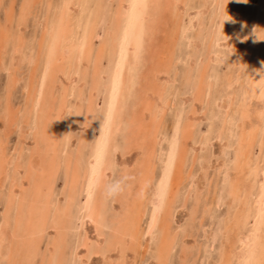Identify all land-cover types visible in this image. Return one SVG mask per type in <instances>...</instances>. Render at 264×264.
<instances>
[{"label": "rangeland", "instance_id": "1", "mask_svg": "<svg viewBox=\"0 0 264 264\" xmlns=\"http://www.w3.org/2000/svg\"><path fill=\"white\" fill-rule=\"evenodd\" d=\"M26 1L30 3L25 4ZM32 1L0 0V66L2 65L0 67V164L2 165H0V175L3 176H0V245L2 244L1 225L4 222H7L14 232L13 248L7 257L0 253V260L2 259L0 264H10V261L12 264H29V262L30 264H218L225 242L229 240L226 231H231L238 205L237 202H229V186L224 179L228 178V173L235 167L234 149L238 142L240 125L244 120L242 113L244 112L243 114L248 117L252 116L248 113L250 112L248 109L256 101L259 112L262 110V113L260 112L262 127L261 123L254 124V133L256 134L258 125L260 128L257 129L260 132H257L259 135L256 134L253 145V153L256 154L253 155L255 158L259 154L264 155V149L262 153L261 147L264 141V71L258 72V69L264 68V63L261 64L264 62V40L261 41L264 39V32H261V29L264 31V21L260 14L264 11V0H247L246 3L242 0H149L148 6L151 8L152 16L144 25L147 30L142 35L143 43L139 56H135L130 50L131 53H127L126 63L122 69L116 105L108 126L103 163V167L108 170L103 176L105 181L113 174L128 175L132 179L128 182L124 193L111 199L106 198L97 185L89 209L84 208L86 182L92 166L91 159L98 148L100 133L105 122L110 81L115 68L119 32L117 24L120 20L122 0H81L82 4L80 0ZM28 6L31 7L29 11ZM70 10L72 15L69 14ZM61 17L67 22L64 26H69V29L65 27V33L70 39L66 40L64 37L59 39V42L56 41V44H51L48 41L51 36L49 37L48 33L45 35V32L52 24L57 28L63 22ZM58 18H61L62 22ZM45 24H49V27L47 28ZM179 27L187 30L185 36L182 31L178 32ZM231 38L236 39L234 44ZM82 44L83 47L80 48ZM244 44H246L244 55L238 56L236 51ZM59 45L61 47L58 48ZM68 49H70L69 55H65ZM218 53L219 56H216L215 54ZM29 58L30 61L32 59L31 62ZM18 59H20L19 65ZM257 62L260 65L255 66ZM254 74L256 77L253 76ZM243 75L248 76V83L244 80L247 77ZM230 80L235 84H231L233 81ZM257 82L261 84L257 85ZM147 86L152 88L148 89ZM154 86L158 87L157 93ZM253 86H256V90ZM237 87H240V91ZM235 90L238 95L234 93ZM141 93L145 95L147 103ZM228 115L232 118L229 119ZM86 117L90 118L89 121ZM157 125L161 126L160 129ZM229 126L231 127L227 128ZM223 139L230 146H224ZM174 140L191 144H188L190 147L184 148L186 152L183 156L184 164L180 157L182 162L180 164L183 166L179 164L176 168L177 175L172 186L174 199L171 204L166 203V207L164 205L158 226L152 229L151 219L154 217L155 205L152 201V192L149 191L152 190L151 187L158 188L160 185L168 156L176 143ZM110 147L113 149L111 153H109ZM35 161L41 165V170L33 166ZM208 163L210 167L207 166ZM204 164L206 167H203ZM204 169L207 173L203 171ZM199 184L198 189L196 185ZM43 188L45 192L42 191ZM188 195H191L190 198L187 197ZM17 196L19 198H16ZM13 202L16 204H12ZM170 205L175 207L172 208ZM39 209L43 210L41 214ZM167 213L168 215H165ZM253 218L254 216H251L250 221H245L244 233L248 234L252 231ZM30 219L34 220L31 222ZM263 222L264 219L260 221L262 229H264ZM149 223L152 225L150 226ZM163 223L168 225L162 227ZM241 244L239 241L237 248H240ZM258 246L254 251L253 264L262 256L263 248ZM236 259L234 258L232 264L240 263L239 259Z\"/></svg>", "mask_w": 264, "mask_h": 264}, {"label": "bare ground", "instance_id": "2", "mask_svg": "<svg viewBox=\"0 0 264 264\" xmlns=\"http://www.w3.org/2000/svg\"><path fill=\"white\" fill-rule=\"evenodd\" d=\"M29 1V0H28ZM34 1V0H33ZM32 1V2H33ZM39 1V0H38ZM42 1V0H41ZM41 1H39V2H41ZM44 1H46V0H44ZM51 1V0H50ZM55 1V0H54ZM75 1V0H74ZM79 1V0H78ZM223 1H225V0H223ZM228 1V0H227ZM31 2V3H32ZM58 1H56V3H57ZM62 2V1H61ZM77 2V1H76ZM80 2H81V0H80ZM178 2V1H177ZM28 3H30V2H28ZM27 3V1L25 2V4H28ZM45 3H47V2H45ZM44 3V4H45ZM55 3V4H56ZM72 3H74V2H72ZM180 3V2H179ZM190 3V2H189ZM35 4H36V2H35ZM37 4H38V2H37ZM40 4V3H39ZM60 4V3H59ZM63 4V3H62ZM61 4V5H62ZM68 4H70V3H68ZM81 4H82V2H81ZM163 4V3H162ZM161 4V5H162ZM34 5V4H33ZM33 5H31V6H33ZM72 5V4H71ZM77 5V4H76ZM149 0H122L121 1V8H120V12H119V15H120V20H119V24H117V26L119 25V32L117 33L118 34V44H117V48H116V55H115V65H114V69H113V76H112V81H110L111 82V85H110V92H109V101H108V103H107V109H106V113H105V122L103 123L104 125H103V128H102V133H100L101 134V138H100V142H99V144L97 145L98 146V148L96 149V151H95V153H94V155H93V157H92V159H91V164H92V166H91V169H90V171H89V173H88V177H87V182H86V194H85V207L84 208H86V209H89L90 207H91V203H92V199H93V195H94V192H95V189H96V187H97V185H98V183H99V180H100V177L102 176H104V175H106L107 173H108V170L106 169V168H104L103 167V163L105 162L104 160V156H105V147H106V141H107V131H108V126H109V124H110V122H111V116H112V114H113V108H115L114 106L116 105L115 103H116V99H117V94H118V90H119V86H120V81H121V78H122V69H123V66H124V64L126 63L125 61H126V56H127V53L128 52H130V50L131 51H133V53L135 54V56H139V53H140V50H141V48H142V43H143V34L145 33V30H147V29H145L144 28V25H145V23L149 20V18L152 16V12H151V8H149ZM27 6V5H26ZM54 5H52V7H53ZM64 6V5H63ZM73 6V5H72ZM85 6H87V5H85ZM90 6V5H89ZM88 6V7H89ZM116 6V5H115ZM117 6H118V9H119V5L117 4ZM117 6H116V8H117ZM29 7L30 6H28V11H29ZM51 7V6H50ZM59 7V6H58ZM68 7V6H67ZM24 8H25V6H24ZM31 8V7H30ZM66 8V7H65ZM72 8V7H71ZM76 8H78V7H76ZM83 9H84V7H82ZM166 8V7H165ZM179 8V7H178ZM244 8V7H243ZM32 9H33V7H32ZM180 9V8H179ZM228 9V8H227ZM50 10H51V8H50ZM50 10H48V11H50ZM53 10V9H52ZM69 10V9H68ZM75 10V9H74ZM87 10V9H86ZM86 10H84V11H86ZM88 10H89V8H88ZM181 10V9H180ZM26 11V10H25ZM61 11V10H60ZM65 11V10H64ZM79 11H81V10H79ZM115 11V10H114ZM177 11V10H176ZM175 11V12H176ZM179 11V10H178ZM206 12H207V10H205ZM219 11V10H218ZM226 11V10H225ZM235 11V10H234ZM27 12V11H26ZM53 12V11H52ZM55 12V11H54ZM59 12V11H58ZM116 12V11H115ZM29 13H32V12H29ZM66 13H67V11H66ZM87 13V12H86ZM180 13V12H179ZM241 13V12H240ZM245 13V12H244ZM69 14H71V10H70V13ZM77 14V13H76ZM225 14V13H224ZM260 14H261V19H262V21H264V11L263 12H260ZM25 15V14H24ZM23 15V16H24ZM30 15V14H29ZM47 15H48V13H47ZM52 15V14H51ZM50 15V16H51ZM60 15V14H59ZM67 15V14H66ZM72 15V14H71ZM115 15V14H114ZM157 15V14H156ZM190 15H192V14H190ZM228 15V14H227ZM234 15V14H233ZM46 16V15H45ZM54 16V15H53ZM74 16V15H73ZM76 16V15H75ZM74 16V17H75ZM99 16V15H98ZM116 16V15H115ZM172 16V15H171ZM25 18H26V16H24ZM56 17H57V15H56ZM55 17V18H56ZM63 17V16H62ZM61 17V18H62ZM66 17V16H65ZM78 17H80V16H78ZM173 17V16H172ZM199 17V16H198ZM10 18V17H9ZM54 18V19H55ZM61 18H58V19H60L61 20ZM88 18V17H87ZM86 18V19H87ZM97 18V17H96ZM114 18V17H113ZM191 18V17H190ZM236 18H238V17H236ZM46 19V18H45ZM44 19V20H45ZM54 19H53V21H54ZM63 19V18H62ZM80 19V18H79ZM118 18H116V20H117ZM172 19V18H171ZM25 20V19H24ZM52 20V19H51ZM75 20V19H74ZM241 19L239 18V20L238 21H240ZM43 21V20H42ZM73 21V20H72ZM77 21V20H76ZM95 21V20H94ZM118 21V20H117ZM45 22V21H44ZM49 22V21H48ZM54 22H56V21H54ZM58 22V21H57ZM61 22H62V20H61ZM152 22V21H151ZM178 22H179V20H178ZM60 23V22H59ZM65 23H67L64 19H63V22L60 24L61 25V27L59 28V26L56 28V26L54 27L53 25H55V24H52V26H50L49 27V24H45L46 25V27L48 28L47 29V31L45 32V35L48 33V35H49V37L51 36V38H50V40H48L49 42H51V44L53 43V44H56V41H58L59 42V39H61V38H64L65 37V39L66 40H69L70 39V36L67 34V33H65V27L66 26H64V24ZM77 23V22H76ZM112 23V22H111ZM110 23V24H111ZM157 23V22H156ZM88 24V23H87ZM114 24V23H113ZM165 24V23H164ZM179 24V23H178ZM181 24V23H180ZM264 24V23H263ZM89 25V24H88ZM170 25V24H169ZM209 25H210V23H209ZM241 25V24H240ZM255 25V24H254ZM42 26H43V24H42ZM78 26V25H77ZM80 26V25H79ZM111 26H112V24H111ZM201 26V25H200ZM214 26V25H213ZM218 26V25H217ZM45 27V28H46ZM69 27V26H68ZM68 27H66V28H68ZM76 27V26H75ZM82 27V26H81ZM158 27V26H157ZM172 27V29H173V26H171ZM177 27V26H176ZM181 27V26H180ZM180 27L177 29L178 30V32L179 33H181V31L183 32V33H185L183 36H185L186 35V32H187V30L186 29H184V28H181L180 29ZM202 27V26H201ZM212 27V26H211ZM263 27V26H262ZM110 28V27H109ZM118 28V27H117ZM186 28V27H185ZM42 29H43V27H42ZM69 29V28H68ZM152 29V28H151ZM159 29V28H158ZM171 29V30H172ZM176 29V28H175ZM233 29V28H232ZM261 28L259 27V30H260ZM44 30V29H43ZM117 30V29H116ZM150 30V29H149ZM154 30V29H153ZM170 30V31H171ZM45 31V30H44ZM64 31V32H63ZM90 31V30H89ZM111 31V30H110ZM169 31V30H168ZM6 32V31H5ZM113 32V31H112ZM221 32H222V30H221ZM256 32H259V31H256ZM261 32H264V31H262V29H261ZM72 33V32H71ZM134 33H135V37L133 38V36H134ZM151 33V32H150ZM44 34V33H43ZM84 34V33H83ZM116 34V35H117ZM147 34V33H146ZM145 34V35H146ZM169 34V33H168ZM261 34V33H260ZM81 35V34H80ZM90 35V34H89ZM149 35V34H148ZM177 35V34H176ZM176 35H174V36H176ZM204 35V34H203ZM227 36H228V34H226ZM234 35V34H233ZM262 35V34H261ZM260 35V36H261ZM4 36V35H3ZM40 36V35H39ZM75 36V35H74ZM72 37V36H71ZM87 37V36H86ZM109 37V36H108ZM150 37V36H149ZM233 37V36H232ZM239 37V36H238ZM237 37V38H238ZM251 37V36H250ZM255 37V36H254ZM262 37V36H261ZM264 37V36H263ZM47 38V36L45 37V39ZM114 38V40H115V37H113ZM117 38V37H116ZM219 38V37H218ZM225 38V37H224ZM228 38V37H227ZM226 38V39H227ZM260 38V37H259ZM40 39V38H39ZM42 39H43V37H42ZM49 39V38H48ZM172 39H173V37H172ZM171 39V40H172ZM188 39V38H187ZM232 40V42H233V44H234V41H236V39L235 38H231ZM239 39V38H238ZM258 39V38H257ZM25 40V39H24ZM63 40V39H62ZM75 40V39H74ZM85 40H88V39H85ZM112 40V39H111ZM177 40V39H176ZM215 40V39H214ZM228 40V39H227ZM230 40V39H229ZM241 40H244V39H241ZM256 40V39H255ZM26 41V40H25ZM39 41V40H38ZM43 41V40H42ZM250 41V40H249ZM261 41H263V40H261ZM0 42H1V40H0ZM45 42H47V41H45ZM44 42V43H45ZM113 42V41H112ZM228 42V41H227ZM241 42V41H240ZM256 42V41H255ZM21 43V42H20ZM39 43V42H38ZM37 43V44H38ZM60 43H61V41H60ZM63 43V42H62ZM78 43V42H77ZM167 43V42H166ZM191 43H192V41H191ZM217 43V42H216ZM220 43V42H219ZM223 43V42H222ZM229 43V42H228ZM227 43V44H228ZM244 43H246V40L244 41ZM253 43H254V41H253ZM264 43V42H263ZM1 44V43H0ZM70 44V43H69ZM86 44V43H85ZM84 44V45H85ZM221 44V43H220ZM232 44V45H233ZM250 44V43H249ZM259 44V43H258ZM23 45V44H22ZM44 45V44H43ZM108 45V44H107ZM206 45V44H205ZM223 45V44H222ZM221 45V46H222ZM229 45V44H228ZM230 45H231V43H230ZM229 45V46H230ZM246 44H244L243 46L241 45L239 48H238V50L236 51L237 52V54H239L238 56H242L243 57V55H244V51H245V48H246V46H245ZM255 45V44H254ZM261 45H263V44H261ZM24 46V45H23ZM36 46V45H35ZM45 46H46V43H45ZM48 46V45H47ZM46 46V47H47ZM66 46H67V44H66ZM69 46V45H68ZM76 46H77V44H76ZM116 46V45H115ZM218 46V45H217ZM220 46V45H219ZM2 47V46H1ZM38 47H39V45H38ZM54 47H55V45H54ZM58 48L59 47H61L60 45L59 46H57ZM81 47H83V44L82 45H80V48ZM260 47H262V46H260ZM3 48V47H2ZM5 48V47H4ZM19 48V47H18ZM17 48V49H18ZM79 48V49H80ZM168 48V47H167ZM20 49H21V47H20ZM20 49H18L19 51H20ZM44 49V48H43ZM42 49V50H43ZM47 49V48H46ZM78 49V50H79ZM91 49V48H90ZM100 49H101V47H100ZM170 49H171V47H170ZM260 49V48H259ZM1 50V49H0ZM15 50V49H14ZM30 50H31V48H30ZM34 50V49H33ZM82 50V49H81ZM197 50V49H196ZM39 51H41V49L39 50ZM45 51V50H44ZM67 52H65V55H69V53H68V51H70V49H68V50H66ZM108 51V50H107ZM168 51V50H167ZM170 51V50H169ZM216 52H217V50H215ZM1 52V51H0ZM16 52H17V50H16ZM48 52V51H47ZM81 52V51H80ZM213 52V51H212ZM2 53H3V51H2ZM37 53V52H36ZM108 53V52H107ZM131 53V52H130ZM215 53V52H214ZM32 54V53H31ZM39 54V53H38ZM102 54H104L103 52H102ZM129 54V53H128ZM175 54V53H174ZM211 54V53H210ZM213 54V53H212ZM237 54L235 55V56H237ZM246 54V53H245ZM258 54H259V52H258ZM260 54H262L261 52H260ZM1 55V54H0ZM33 55V54H32ZM31 55V56H32ZM42 55V54H41ZM98 55V54H97ZM216 56H219V53H218V55L217 54H215ZM254 55H256V54H254ZM14 56H15V54H14ZM14 56H12L13 58H14ZM36 56V58L35 59H37V55H35ZM49 56V55H48ZM63 56V55H62ZM61 56V57H62ZM199 56V55H198ZM214 56V55H213ZM246 56V55H245ZM262 56V55H261ZM261 56H259V57H261ZM263 56H264V54H263ZM17 57V56H16ZM20 57V56H19ZM132 57V56H131ZM173 57V56H172ZM23 58V57H22ZM39 58H41V57H39ZM210 58V57H209ZM222 58V57H221ZM249 58V57H248ZM253 58V57H252ZM257 58H258V55H257ZM12 59V58H11ZM99 59V58H98ZM173 59V58H172ZM191 59V58H190ZM200 59V58H199ZM215 59V58H214ZM237 59V58H236ZM240 59H241V57H240ZM20 59H18V62H17V64L20 62L19 61ZM34 60V59H33ZM42 60H44V59H42ZM41 60V61H42ZM97 60V59H96ZM129 60V59H128ZM177 60V59H176ZM193 60V59H192ZM201 60V59H200ZM199 60V61H200ZM211 60V59H210ZM209 60V61H210ZM242 60V59H241ZM252 60H254V59H252ZM12 61H14V59H12ZM29 61H30V58H29ZM31 61H32V59H31ZM30 61V62H31ZM35 61V60H34ZM93 61V60H92ZM99 61V60H98ZM130 61V60H129ZM198 61V60H197ZM202 61V60H201ZM200 61V62H201ZM213 61V60H212ZM258 61V60H257ZM16 62V61H15ZM38 62H39V60H38ZM45 62V61H44ZM94 62V61H93ZM241 62V61H240ZM256 62V61H255ZM259 62H261V61H259ZM259 62H257L258 64L257 65H255V66H258V65H260L259 64ZM33 63V62H32ZM40 63V62H39ZM97 63V62H96ZM95 63V64H96ZM196 63V62H195ZM239 63V62H238ZM248 63V62H247ZM253 63H254V61H253ZM262 63H264V62H261V64ZM20 64V63H19ZM18 64V65H19ZM38 64V63H37ZM42 64H44V63H42ZM164 64V63H163ZM256 64V63H255ZM82 65H83V63H82ZM81 65V66H82ZM202 65V64H201ZM242 65H243V63H242ZM245 65V64H244ZM250 65L252 66V64L250 63ZM37 66V65H36ZM77 66H78V64H77ZM195 66V65H194ZM193 66V67H194ZM253 66H254V64H253ZM262 66V65H261ZM0 67H2V65L0 66ZM32 67V66H31ZM41 67V66H40ZM29 68V67H28ZM203 68V67H202ZM252 68V67H251ZM256 68V67H255ZM30 70H31V68H29ZM46 69V68H45ZM244 69V68H243ZM253 69V68H252ZM261 69V68H260ZM260 69H258V72L260 71V73H262L261 71H264V68H262L261 70ZM61 70V69H60ZM251 70V69H250ZM46 71V70H45ZM80 71V70H79ZM124 71V70H123ZM137 71V70H136ZM240 71V70H239ZM242 72H245L244 70H241ZM81 72V71H80ZM202 72V71H201ZM250 72V71H249ZM256 72V71H255ZM247 73V72H246ZM99 74H101V73H99ZM195 74V73H194ZM245 74V73H244ZM250 74V73H249ZM251 74H252V72H251ZM40 75H41V73H40ZM82 75V74H81ZM159 75V74H158ZM237 75V74H236ZM259 75V77H260V74H258ZM263 75V74H262ZM13 76V75H12ZM201 76V75H200ZM231 76V75H230ZM239 76V75H238ZM244 76V75H243ZM246 76V75H245ZM244 76V77H245ZM254 77H256L255 76V74L253 75ZM15 77V76H14ZM13 77V78H14ZM35 77V76H34ZM194 77H195V75H194ZM206 77V76H205ZM242 77V76H241ZM247 78L246 79H244V80H247L248 79V76H246ZM263 77V76H262ZM33 78V77H32ZM29 79V78H28ZM42 79V78H41ZM40 79V80H41ZM82 79V78H81ZM235 78H233V80H234ZM260 80H261V78H259ZM11 80H12V78H11ZM54 80V79H53ZM59 80V79H58ZM111 80V79H110ZM137 80V79H136ZM194 80V79H193ZM198 80V79H197ZM233 80H230V81H233ZM238 80V79H237ZM244 80H243V82H244ZM263 80V79H262ZM261 80V81H262ZM42 81V80H41ZM46 81V80H45ZM55 81V80H54ZM260 81V82H261ZM264 81V80H263ZM10 82H12V81H10ZM30 82H32V81H30ZM29 82V83H30ZM238 82V81H237ZM240 82V81H239ZM249 81L247 80V83H248ZM40 83V82H39ZM44 83V82H43ZM59 83V82H58ZM231 83V82H230ZM256 83V82H255ZM61 84V83H60ZM64 84V83H63ZM135 84V83H134ZM203 86H205V83L203 82ZM210 84V83H209ZM231 84H235V82L233 81V83H231ZM242 84V83H241ZM258 84H261V83H258L257 82V85ZM36 85V84H35ZM53 85V84H52ZM65 85H67V84H65ZM239 85H240V83H239ZM245 85H246V81H245ZM9 86V85H8ZM39 86V85H38ZM46 86V85H45ZM48 86V85H47ZM77 86V85H76ZM211 86H212V84H211ZM31 87V86H30ZM35 87V86H34ZM49 87H51V85L49 86ZM197 87V86H196ZM246 87V86H245ZM248 87V86H247ZM254 88L256 87V86H253ZM28 88V87H27ZM36 88V87H35ZM39 88V87H38ZM66 88H68V87H66ZM146 88H148V86L146 87ZM150 88H152V86H150ZM150 88H148V89H150ZM154 88H155V86H154ZM156 88H158V87H156ZM155 88V93H157V89ZM238 88V87H237ZM240 88V87H239ZM238 88V89H239ZM249 88H250V86H249ZM254 88L252 89V90H254ZM258 88V87H257ZM47 89V88H46ZM75 89V88H74ZM198 89V88H197ZM202 89V88H201ZM205 89H206V87H205ZM208 90H209V88H207ZM72 90V89H71ZM160 90L161 89H159V92H160ZM194 90H196V89H194ZM198 90H200V89H198ZM242 90V89H241ZM255 90H256V88H255ZM10 91H11V89H10ZM34 91V90H33ZM74 91V90H73ZM78 91V90H77ZM77 91H75V92H77ZM151 91V90H150ZM150 91H148L149 92V94H151L152 95V93H153V90H152V93H150ZM202 91V90H201ZM201 91H199V92H201ZM205 91V90H204ZM239 91H240V89H239ZM250 91V90H249ZM12 92V91H11ZM29 92V91H28ZM71 92V91H70ZM123 92V91H122ZM144 92V91H143ZM162 92V91H161ZM243 92V91H242ZM252 92V91H251ZM42 93H43V90H42ZM63 93V92H62ZM72 93V92H71ZM71 93H70V95H71ZM93 93V92H92ZM196 93V92H195ZM210 93V92H209ZM233 93V92H232ZM234 93H236V90H235V92ZM244 93H246V92H244ZM255 93V92H254ZM253 93V94H254ZM28 94V93H27ZM37 94V93H36ZM65 94V93H64ZM141 94H143V93H141ZM147 94V93H146ZM237 94V93H236ZM247 94H248V92H247ZM250 94V93H249ZM256 94V93H255ZM254 94V95H255ZM44 95V94H43ZM82 95V94H81ZM93 95V94H92ZM144 95V94H143ZM156 95V94H155ZM158 95V94H157ZM195 95V94H194ZM204 95V94H203ZM238 95V94H237ZM242 95V94H241ZM244 95V94H243ZM258 95H260V94H258ZM258 95H256L257 97H258ZM262 95V94H261ZM260 95V96H261ZM28 97H30L29 95H27ZM45 96V95H44ZM141 96V95H140ZM180 96V95H179ZM187 96L188 97H190L188 94H187ZM197 96V95H196ZM231 96H232V94H231ZM234 96V95H233ZM253 96V95H252ZM255 96V97H256ZM259 96V97H260ZM38 96H36V98H37ZM80 97V96H79ZM149 97V96H148ZM181 97V96H180ZM183 97V96H182ZM194 97V96H193ZM198 97V96H197ZM235 97V96H234ZM237 97V96H236ZM241 97V96H240ZM244 97V96H243ZM248 97H249V95H248ZM256 97V98H257ZM258 97V98H259ZM147 98V97H146ZM155 98H157V97H155ZM166 98V97H165ZM191 98V97H190ZM200 98V97H199ZM60 99V98H59ZM84 99V98H83ZM87 99V98H86ZM90 99H91V97H90ZM142 99V98H141ZM193 99V98H192ZM197 99V98H196ZM242 99V98H241ZM8 100V99H7ZM144 100H145V95H144ZM171 100V99H170ZM202 100V99H201ZM230 100H232L231 98H230ZM235 100V99H234ZM252 100V99H251ZM250 100V101H251ZM260 100V99H259ZM262 100V99H261ZM264 100V99H263ZM9 101V100H8ZM30 101V99L28 100V102ZM58 101V100H57ZM61 101H64V100H61ZM85 101V100H84ZM88 101V100H87ZM143 101V100H142ZM146 101V100H145ZM148 101V100H147ZM147 101H146V103H147ZM153 101H155V100H153ZM159 102H160V100H158ZM242 101V100H241ZM255 101V100H254ZM38 102V101H37ZM66 102V101H65ZM141 102V101H140ZM164 102V101H163ZM188 102V101H187ZM227 102V101H226ZM232 102V101H231ZM246 103L248 102L247 101V99H246V101H245ZM244 101H243V103H245ZM257 102V101H256ZM255 102V104L253 103V105H251L252 107H250V109H248V110H250V112H248V113H250L252 116H249L248 117V115H246L245 116V114H243L242 113V115H244V120H243V123H242V125H240V132L237 134L238 136H239V138H238V142H237V144L235 145V151H236V157H235V167H234V169H233V171H230L229 173H228V175H227V179L225 180L224 179V181L226 182L227 181V183H228V186H229V193H230V203H238V205H237V211L235 212V221H234V223H233V225L231 226V231L229 230V231H226L227 232V239L229 238V240H227L226 242H225V247H224V249L222 250L223 251V253H222V256H220L221 258H220V262L218 263V264H232V262H233V260H234V258H237V259H239V261H240V263L239 264H253V255H254V251H255V249H256V247L258 246V245H260V246H262V253H261V258H259V260H257V263H255V264H264V229H262V228H260V221L262 220V219H264V155L263 154H259V156L257 157V158H255V156L253 155L254 153H253V145H254V142H255V139H256V134H258L259 132H258V127L260 128V126L258 125V127L256 128V130H257V132H256V134L254 133L255 131V129H254V124L257 122V123H261V118H262V116L260 117V112L262 111H260L259 112V110H258V102L256 103ZM260 102H263V101H260ZM88 103H89V101H88ZM95 103V102H94ZM155 103V102H154ZM157 103V102H156ZM234 103V102H233ZM250 103V102H249ZM36 104V103H35ZM142 104V103H141ZM8 105V104H7ZM61 105V104H60ZM63 105V104H62ZM149 105V104H148ZM161 105V104H160ZM230 105V104H229ZM240 105V104H239ZM246 105V104H245ZM67 106V105H66ZM88 106H90L91 107V105H89L88 104ZM117 106H118V104H117ZM142 106H144V105H142ZM158 107H159V105H157ZM156 106V107H157ZM198 106V105H197ZM226 106V105H225ZM241 106V105H240ZM12 107V106H11ZM25 107H26V105H25ZM105 107V106H104ZM229 107V106H228ZM242 107V106H241ZM8 107H6V109H7ZM151 108V107H150ZM161 108V107H160ZM159 108V111L161 112V109ZM226 108H227V106H226ZM246 108V107H245ZM26 109V108H25ZM66 109V108H65ZM90 109V108H89ZM146 109H147V105H146ZM153 109V108H152ZM166 109V108H165ZM8 110V109H7ZM29 110V109H28ZM144 110H145V108H144ZM149 110V109H148ZM198 110V109H197ZM227 110H229V108H227ZM232 110V109H231ZM242 110H244V109H242ZM247 110V111H248ZM14 111V110H13ZM116 111V110H115ZM141 111V110H140ZM158 111V110H157ZM159 111H158V113H159ZM237 111V110H236ZM239 111H240V109H239ZM9 112V111H8ZM28 112V111H27ZM153 112H154V110H153ZM164 112V111H163ZM169 112V111H168ZM235 112V111H234ZM238 112V111H237ZM46 113V112H45ZM62 113H64V112H62ZM86 113H87V111H86ZM162 113V112H161ZM197 113V112H196ZM236 113V112H235ZM239 113V112H238ZM237 113V114H238ZM262 113V112H261ZM7 114V113H6ZM49 114V113H48ZM137 114V113H136ZM135 114V115H136ZM192 114V113H191ZM236 114V115H237ZM240 114V113H239ZM264 114V113H263ZM11 115V114H10ZM9 115V116H10ZM12 115H14V114H12ZM152 115H154V114H152ZM156 115V114H155ZM262 115V114H261ZM28 116V115H27ZM50 116V115H49ZM86 116H88L89 117V115H86ZM235 116V115H234ZM233 116V118H235ZM240 116V115H239ZM14 117V116H13ZM29 117V116H28ZM62 117V116H61ZM88 117H86V118H88ZM157 117V116H156ZM156 117H154V119L156 118ZM195 118L197 117V116H194ZM228 117H229V115H228ZM231 118H232V116H230ZM230 117H229V119H230ZM241 118H242V116H240ZM239 117V118H240ZM10 118H11V116H10ZM24 118V117H23ZM26 118V117H25ZM90 118H92L91 117V115H90ZM90 118H88V121H89V119ZM117 118V117H116ZM146 118V117H145ZM226 118V117H225ZM225 118H224V120H225ZM263 118H264V116H263ZM32 119V118H31ZM39 119V118H38ZM43 119V118H42ZM153 119V120H154ZM18 120H19V118H18ZM27 120H28V118H27ZM161 120H162V118H161ZM208 120V119H207ZM235 120H236V118H235ZM264 120V119H263ZM9 121V120H8ZM12 121V120H11ZM46 121V120H45ZM86 122H87V120H85ZM113 121V120H112ZM143 121V120H142ZM187 121V120H186ZM189 121H191L190 119H189ZM225 121H227V120H225ZM224 121V122H225ZM232 120H229V122H231ZM7 122V121H6ZM17 122V121H16ZM30 122H31V120H30ZM193 122V121H192ZM234 122V121H233ZM238 122V121H237ZM9 123V122H8ZM116 123V122H115ZM154 123H155V121H154ZM160 123V122H159ZM188 123V122H187ZM191 123V122H190ZM227 123V122H226ZM239 123V122H238ZM237 123V124H238ZM19 124V123H18ZM161 124V123H160ZM186 124V123H185ZM228 124V123H227ZM233 124V123H232ZM10 125H12V124H10ZM24 125H25V123H24ZM112 125H114V124H112ZM141 125H143V124H141ZM194 125V124H193ZM225 125V124H224ZM231 125V124H230ZM256 125V124H255ZM8 126V125H7ZM33 126V125H32ZM34 126H36V125H34ZM145 126V125H144ZM152 126V125H151ZM158 126V125H157ZM185 126H187V124L185 125ZM189 126V125H188ZM232 126V125H231ZM231 126H229V127H227V128H230ZM234 126V125H233ZM232 126V127H233ZM10 127V126H9ZM14 127V126H13ZM16 127V126H15ZM20 127V126H19ZM25 127V126H24ZM116 127V126H115ZM159 127V126H158ZM161 127V126H160ZM160 127H159V129H160ZM190 127V126H189ZM189 127H187L188 129H189ZM261 127H262V123H261ZM17 128H18V126H17ZM22 128V127H21ZM49 128V127H48ZM129 128V127H128ZM131 128V127H130ZM226 128V127H225ZM19 129V128H18ZM37 129H39L38 127H37ZM234 129V128H233ZM21 130V129H20ZM23 130H25V129H23ZM30 130V129H29ZM116 130H117V128H116ZM137 130V129H136ZM184 130V129H183ZM28 131V130H27ZM130 131H131V129H130ZM134 131V130H133ZM157 131H158V129H157ZM188 131H190V130H188ZM30 132V131H29ZM51 132V131H50ZM185 132L187 133V129H185ZM230 132H231V130H230ZM151 133H152V131H151ZM180 133H182V132H180ZM189 133V132H188ZM191 133V132H190ZM224 133V132H223ZM23 134H25V133H23ZM26 134H27V132H26ZM157 134V133H156ZM221 134V133H220ZM229 134V133H228ZM231 134V133H230ZM182 135V134H181ZM259 135V134H258ZM35 136H36V134H35ZM44 136V135H43ZM187 136H188V134H187ZM224 136V135H223ZM49 137V136H48ZM57 137V136H56ZM55 137V138H56ZM179 137V136H178ZM230 137V136H229ZM38 138V137H37ZM36 138V139H37ZM182 138V137H181ZM180 138V139H181ZM258 138V137H257ZM50 139V138H49ZM163 139V138H162ZM179 139V140H180ZM183 139V138H182ZM181 139V140H182ZM186 139V138H185ZM185 139H184V141H185ZM226 139V138H225ZM258 139H260V138H258ZM262 139V138H261ZM56 140V139H55ZM208 140V139H207ZM57 141V140H56ZM176 143H174V146L172 147V149H171V151H170V155L168 156V161H167V163H166V166H165V168H164V171L161 173L162 174V179L160 178V185H159V187L158 188H156V187H151L152 188V190H150L149 192H152L151 193V196H152V201H153V203H154V209H153V213H154V217H153V219H151V220H153V222H152V224H150V226L152 225V229L153 228H155V226H158L157 224H158V222H159V217H160V214L162 213V211H163V209H164V205L167 203V204H171V202L173 201V197L172 196H175L174 195V192H172L173 190H172V186H173V184H175V181H174V179L176 178L175 176L177 175L175 172H176V168L178 167V165L180 164V157H182V162L183 161H185V159L183 160V156L186 154V152H185V149H186V147L188 148V146L191 144H189V143H187V142H184V141H176V140H174ZM205 142V144H206V140H204ZM228 141V140H227ZM218 142V141H217ZM34 143H35V139H34ZM53 143V142H52ZM257 143V142H256ZM36 144V143H35ZM111 144V143H110ZM189 144V145H188ZM203 144V143H202ZM235 144V143H234ZM259 144V143H258ZM39 145V144H38ZM173 145V144H172ZM204 145V144H203ZM223 145L224 146H230L229 145V143H227V142H224V139H223ZM47 146V145H46ZM108 146V145H107ZM39 147V146H38ZM55 147V146H54ZM171 147V146H170ZM190 147V146H189ZM261 147H262V153H263V149H264V141L261 143ZM47 148V147H46ZM49 148V147H48ZM51 148V147H50ZM56 148V147H55ZM185 148V149H184ZM232 148H234V147H232ZM231 148V149H232ZM4 149V148H3ZM170 149V148H169ZM191 149L194 151V149L191 147ZM224 149H227V148H224ZM44 150V149H43ZM50 150V149H49ZM151 150V149H150ZM156 150V149H155ZM196 150V149H195ZM107 151V150H106ZM148 151H149V149H148ZM218 151V150H217ZM222 151V150H221ZM43 152V151H42ZM53 152V151H52ZM51 152V153H52ZM151 152H152V150H151ZM155 152V151H154ZM257 152V151H256ZM2 153V152H1ZM50 153V154H51ZM143 153V152H142ZM169 152H167V154H168ZM189 153V152H188ZM188 153H187V155H188ZM214 153V152H213ZM235 153V152H234ZM166 154V153H165ZM256 154V153H255ZM1 155V154H0ZM3 155V154H2ZM46 155V154H45ZM48 155V154H47ZM140 155V154H139ZM191 155V154H190ZM192 155H194V153L192 154ZM191 155V156H192ZM262 155V156H261ZM6 156V155H5ZM18 156V155H17ZM190 156V157H191ZM198 156V155H197ZM226 156V155H225ZM36 157V156H35ZM35 157H34V159H35ZM133 157V156H132ZM166 157V156H165ZM23 158V157H22ZM32 158V157H31ZM38 158H39V156H38ZM139 158V157H138ZM137 158V159H138ZM155 158V157H154ZM187 158V157H186ZM194 158H198V157H194ZM2 159V158H1ZM17 159V158H16ZM6 160V159H5ZM165 160H166V158H165ZM15 161V160H14ZM28 161V160H27ZM127 161V160H126ZM149 161V160H148ZM187 162H188V160H186ZM193 161V160H192ZM8 162V161H7ZM52 162V161H51ZM134 162L135 161H133V164H134ZM138 162V161H137ZM181 162V163H182ZM223 162V161H222ZM232 162V161H231ZM4 163V162H3ZM53 163V162H52ZM131 163V162H130ZM196 163V162H195ZM201 163H203V162H201ZM9 164V163H8ZM183 164H184V162H183ZM220 164H221V161H220ZM224 164V163H223ZM1 165V164H0ZM135 165V164H134ZM137 165V164H136ZM180 165H182V164H180ZM209 165V163L207 164V166ZM218 165V164H217ZM2 166V165H1ZM33 166L35 167V168H39L40 170H41V165L38 163V162H33ZM183 166V165H182ZM185 166V165H184ZM193 166V165H192ZM220 166V165H219ZM6 167V166H5ZM164 167V166H163ZM203 167H206V164H204V166ZM208 167H210V165L208 166ZM226 167V166H225ZM223 168V167H222ZM232 168H233V166H232ZM4 169V168H3ZM2 169V170H3ZM7 169V168H6ZM179 169V168H178ZM178 169H177V171H178ZM180 169H181V167H180ZM1 170V169H0ZM29 170H31V169H29ZM148 170H150V169H148ZM207 170H208V168H207ZM222 170V169H221ZM19 171V170H18ZM20 171H22V170H20ZM19 171V172H20ZM154 171V170H153ZM183 171V170H182ZM184 171H185V169H184ZM183 171V172H184ZM190 171V170H189ZM203 171H205V169L203 170ZM202 171V172H203ZM30 172V171H29ZM179 172H181V171H179ZM192 173H193V171H191ZM206 172V171H205ZM41 173V172H40ZM44 173V172H43ZM153 173V172H152ZM207 173V172H206ZM0 174H1V172H0ZM5 175H6V172L4 173ZM35 174V173H34ZM45 174V173H44ZM154 174H155V172H154ZM204 174V173H203ZM50 175V174H49ZM178 175H180V174H178ZM194 175V174H193ZM1 176V175H0ZM8 176V175H7ZM34 176V175H33ZM43 176V175H42ZM151 176H153V175H151ZM185 176V175H184ZM226 176V175H225ZM1 177H3V176H1ZM47 177V176H46ZM148 177V176H147ZM159 177V176H158ZM186 177V176H185ZM184 177V178H185ZM194 177V176H193ZM201 177H202V179L201 180H203V176L201 175ZM201 177H199V180H200V178ZM7 178V177H6ZM75 178V181H76V177H74ZM110 178V177H109ZM150 178V177H149ZM152 178L153 177H151V180H152ZM4 179V178H3ZM9 179V178H8ZM148 179V178H147ZM32 180V179H31ZM196 180V179H195ZM198 180V179H197ZM1 181V180H0ZM35 181V180H34ZM46 181V180H45ZM44 181V182H45ZM56 181V180H55ZM75 181H73V183H76ZM147 181V180H146ZM194 181V180H193ZM48 182V181H47ZM177 182V181H176ZM196 182V181H195ZM199 182V181H198ZM73 183H72V185H73ZM143 183V182H142ZM200 183V182H199ZM53 184H55V183H53ZM146 184V183H145ZM149 184V183H148ZM147 184V185H148ZM153 184V183H152ZM193 184V183H192ZM198 184V183H197ZM201 184V183H200ZM200 184L197 186L196 185V187H198V189H199V186H200ZM51 185V184H50ZM144 185V184H143ZM193 185H195V183L193 184ZM43 186H45V185H43ZM54 186V185H53ZM142 186V185H141ZM50 187V186H49ZM48 187V188H49ZM175 187V186H174ZM32 188V187H31ZM41 188V187H40ZM149 188V187H148ZM197 189V188H196ZM17 190V189H16ZM48 190V189H47ZM98 190H100V189H98ZM42 191H44L45 192V189L43 188L42 189ZM52 191V190H51ZM18 192V191H17ZM16 192V193H17ZM14 193V192H13ZM13 193H11V195L13 194ZM52 193V192H51ZM42 194V193H41ZM40 194V195H41ZM27 195H28V193H27ZM69 195H70V193H69ZM177 195V194H176ZM192 195V194H191ZM190 195V196H191ZM46 196V195H45ZM105 196V195H104ZM190 196L188 195L187 197H189L190 198ZM256 196H258L257 197V199H256V201L254 202V199H255V197ZM41 197H43V196H41ZM47 197V196H46ZM50 197H52L51 196V194H50ZM69 197V196H68ZM67 197V198H68ZM177 197V196H176ZM16 198H19L18 196L16 197ZM21 198V197H20ZM14 199V198H13ZM24 199V198H23ZM52 199V198H51ZM83 199V198H82ZM177 199V198H176ZM15 201H16V199H14ZM13 200V201H14ZM21 200V199H20ZM25 200V199H24ZM37 200H38V198H37ZM185 200V199H184ZM11 201V200H10ZM34 201H35V199H34ZM42 201V200H41ZM51 201V200H50ZM150 201V200H149ZM17 202V201H16ZM33 202V201H32ZM37 202V201H36ZM46 202V201H45ZM178 202V201H177ZM15 202H13L12 204H14ZM28 203V202H27ZM38 203H39V201H38ZM44 203V202H43ZM51 203V202H50ZM150 203V202H149ZM175 203H176V201H175ZM185 203V202H184ZM226 203V202H225ZM254 203H256V204H254ZM16 204V203H15ZM174 204V203H173ZM30 205V204H29ZM39 205V204H38ZM44 205V204H43ZM83 205H84V203H83ZM27 206V205H26ZM25 206V207H26ZM42 206V205H41ZM138 206V205H137ZM171 206V205H170ZM184 206H186L185 204H184ZM165 207H166V205H165ZM172 207V206H171ZM175 207V206H174ZM174 207H172V208H174ZM14 208V207H13ZM16 208V207H15ZM206 208V207H205ZM37 209V208H36ZM51 209V208H50ZM66 209V208H65ZM95 209V208H94ZM209 209V208H208ZM40 210V209H39ZM39 210H37V211H39ZM42 210V209H41ZM41 210H40V214H41ZM45 210H46V208H45ZM232 210V209H231ZM43 211V210H42ZM63 211V210H62ZM67 211V210H66ZM93 211V210H92ZM90 212H91V210H90ZM164 212V211H163ZM169 212V211H168ZM11 213V212H10ZM9 213V214H10ZM14 213V212H13ZM18 213V212H17ZM63 213V212H62ZM92 213V212H91ZM94 213V212H93ZM166 213V212H165ZM169 213H171V212H169ZM194 213H196V212H194ZM231 213V212H230ZM254 213V214H253ZM36 214V213H35ZM164 214V213H163ZM63 215V214H62ZM99 215V214H98ZM165 215H168V213L167 214H165ZM4 216V215H3ZM50 216V215H49ZM173 216V215H172ZM251 216H254V218H253V221H254V224H253V227H251L252 228V231H250L248 234H246V232L244 233L243 232V225L245 224V221L246 220H249V219H251ZM14 217V216H13ZM38 217V216H37ZM162 217V216H161ZM46 218V217H45ZM49 218V217H48ZM36 219V218H35ZM164 219V218H163ZM26 220V219H25ZM34 220V219H33ZM33 220H31L30 219V221L32 222ZM45 220V219H44ZM233 220V219H232ZM12 221V220H11ZM163 221V220H162ZM161 221V222H162ZM226 221V220H225ZM250 221V220H249ZM20 222V221H19ZM94 222V221H93ZM96 222V221H95ZM168 222V221H167ZM248 222V221H247ZM246 222V223H247ZM25 223V222H24ZM264 223V222H263ZM13 224V223H12ZM11 224V225H12ZM16 224V223H15ZM23 224V223H22ZM166 224L167 223H163L162 224V227H165L166 226ZM90 225V224H89ZM94 225H95V223H94ZM161 225V224H160ZM168 225V224H167ZM226 225H227V223H226ZM2 234H1V245H0V253L2 254V256H4V257H7L8 255H9V253L11 252V250H12V248H13V238H14V232L12 231V229L10 228V226H9V224L7 223V222H4L2 225ZM34 226V225H33ZM41 226V225H40ZM40 226H39V228H40ZM35 227V226H34ZM34 227H32L33 229H34ZM170 227V226H169ZM169 227H167V228H169ZM223 227H225V226H223ZM209 228V227H208ZM156 229V228H155ZM154 229V230H155ZM20 230V229H19ZM30 230V229H29ZM93 230V229H92ZM164 230V229H163ZM180 230V229H179ZM23 231V230H22ZM97 231V230H96ZM95 231V232H96ZM165 231V230H164ZM218 231V230H217ZM221 231H222V229H221ZM220 231V232H221ZM154 232H156V231H154ZM214 232H216L215 230H214ZM20 233H22V232H20ZM41 233H42V231H41ZM135 233V232H134ZM151 233V232H150ZM88 234V233H87ZM153 234V233H152ZM151 234V235H152ZM211 234V233H210ZM221 234H222V232H221ZM225 234V233H224ZM24 235H25V233H24ZM35 235V234H34ZM212 235V234H211ZM214 235H215V233H214ZM226 235V234H225ZM156 236H158V234L156 235ZM171 236V235H170ZM169 236V237H170ZM219 236V235H218ZM38 237V236H37ZM20 238V237H19ZM22 238H24V237H22ZM217 238V237H216ZM33 239H34V237H33ZM134 239V238H133ZM212 239V238H211ZM224 239H225V237H224ZM223 239V240H224ZM97 240H99L98 238H97ZM23 241V240H22ZM28 241V240H27ZM26 241V242H27ZM30 241V240H29ZM28 241V242H29ZM32 241V240H31ZM37 241H39V240H37ZM133 241V240H132ZM135 241V240H134ZM213 241V240H212ZM239 241H241V247L239 248H237V243L239 242ZM18 242V241H17ZM85 242V241H84ZM161 242V241H160ZM166 243V242H165ZM85 244H87L86 242H85ZM98 244H99V242H98ZM31 245V244H30ZM84 245V244H83ZM166 245V244H165ZM239 245V244H238ZM35 246V245H34ZM37 246V245H36ZM161 246V245H160ZM169 246H170V244H169ZM168 246V247H169ZM220 246H224V244L223 245H221L220 244ZM28 247V246H27ZM164 247V246H163ZM171 247V246H170ZM259 247V246H258ZM257 247V248H258ZM26 247H24V249H25ZM37 248H39V247H37ZM159 248H162V247H159ZM165 248V247H164ZM221 248V247H220ZM223 248V247H222ZM28 249V248H27ZM31 249H34V248H31ZM259 249H260V247H259ZM23 250V249H22ZM86 250V249H85ZM15 251H17V250H15ZM162 251V250H161ZM220 251V250H219ZM221 251V252H222ZM20 252V251H19ZM24 252V251H23ZM185 252V251H184ZM259 251L257 250V253H258ZM186 253V252H185ZM25 254V253H24ZM27 254V253H26ZM30 254V253H29ZM81 254V253H80ZM162 255V254H161ZM257 255V254H256ZM260 255V254H259ZM111 256V255H110ZM12 257V256H11ZM32 257V256H31ZM120 257V256H119ZM260 257V256H259ZM162 258H165V257H162ZM219 258V257H218ZM255 258V257H254ZM257 258V257H256ZM119 259V258H118ZM236 259V260H237ZM2 260V259H1ZM0 260V261H1ZM10 260V259H9ZM116 260V259H115ZM163 260V259H162ZM165 260V259H164ZM15 261V260H14ZM17 261V260H16ZM118 261V260H117ZM135 262V261H134ZM118 263V262H117ZM159 263V262H158ZM237 263V264H238ZM10 264H12V262L10 261ZM19 264H21V263H19ZM29 264H30V262H29Z\"/></svg>", "mask_w": 264, "mask_h": 264}, {"label": "clouds", "instance_id": "3", "mask_svg": "<svg viewBox=\"0 0 264 264\" xmlns=\"http://www.w3.org/2000/svg\"><path fill=\"white\" fill-rule=\"evenodd\" d=\"M242 2H247V0H242ZM264 40V39H261ZM113 149L109 148V153H111ZM118 153V152H117ZM116 153V154H117ZM132 179V177L128 175H117L113 174L111 178L107 181L100 177L98 187L102 190L103 194L106 198H115L127 190L128 182Z\"/></svg>", "mask_w": 264, "mask_h": 264}]
</instances>
